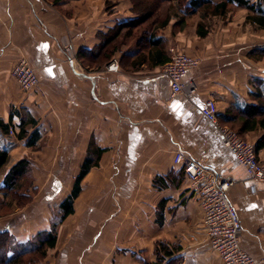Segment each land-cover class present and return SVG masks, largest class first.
Returning a JSON list of instances; mask_svg holds the SVG:
<instances>
[{"label":"crops","instance_id":"1","mask_svg":"<svg viewBox=\"0 0 264 264\" xmlns=\"http://www.w3.org/2000/svg\"><path fill=\"white\" fill-rule=\"evenodd\" d=\"M222 2L201 0L189 7L193 13L173 2L169 13L165 7L166 24L152 29L166 59L172 45L200 58L184 77L198 86L187 97L172 94L164 60L152 59L149 48L124 45L113 55L117 62L112 58L96 70L77 57L136 17L132 0H0V144L10 158L0 186L14 164L27 158L37 190L30 188L27 206L0 219V231L9 230L19 243L48 232L81 166L87 158L95 162L101 148L98 165L81 181L74 212L61 223L57 244L41 264L152 263L158 241L174 246L171 257H180V264H222L185 173L178 181L183 168L173 156L182 150L236 181L229 195L243 224L242 247L264 264V182L249 179L201 110L211 97L219 115L232 105L264 100V61L253 58L264 46L248 49L240 26L256 25L238 2L228 3L225 14L214 11ZM235 10L242 13L231 16ZM199 28L207 34L200 36ZM124 51L133 57L121 60ZM25 57L39 74L36 90H22L11 73ZM263 134L258 127L245 137L256 142ZM259 156L264 159V148ZM170 173V184L157 181Z\"/></svg>","mask_w":264,"mask_h":264},{"label":"trees","instance_id":"2","mask_svg":"<svg viewBox=\"0 0 264 264\" xmlns=\"http://www.w3.org/2000/svg\"><path fill=\"white\" fill-rule=\"evenodd\" d=\"M165 1L169 2L170 5L175 2L180 8H185L189 13H193L190 6L198 4L201 0L192 1L191 5L188 6V0H132V11L136 14V17L123 21L114 28L110 29L108 33L101 37V43L92 50L81 49L77 54V57L83 63L85 67L89 68H100L105 63L109 62L120 50L122 44L121 39L125 34V37L132 38L140 33V36L136 40V50L148 49V55L161 62L164 60V64L170 59V54L167 57H163L162 51L157 49L158 45L162 44L161 38H155L152 27L155 25H165L168 21V17L162 18L161 14L157 12ZM230 2H238L239 5L244 6L249 14L247 21L256 25V27L264 29V0H224L221 5L214 6V11L219 14L226 13V7ZM208 13L204 14V16ZM201 25V23H200ZM202 27V25H201ZM138 29H140L138 31ZM138 31V32H136ZM200 36L207 34L206 30L202 28L198 29ZM259 54L264 56V48L258 49ZM254 56V55H253ZM124 57H133L132 53L124 51L122 53V59ZM164 58V59H163ZM166 59V61H165ZM259 59V58H258ZM258 97H261L258 94ZM219 122L221 124H230L234 127L238 134L241 136L246 135L249 131H253L258 127L264 128V100L258 104L253 105H232L227 109L225 114L219 115ZM6 126V125H5ZM9 129V126H6ZM22 129V128H21ZM25 130L22 129L19 136H23ZM256 151L259 155V150L264 148V134L259 140L255 142ZM103 149L99 148L96 152L97 160L94 162L91 158H87L85 163L81 166V172L77 176L74 187L71 194L68 195L57 208L56 216L53 217L50 225V230L43 235H39L34 239H30L25 243H19L15 236L7 229L0 231V264H41L45 259L47 251L50 248H54L57 244L58 238V226L72 213L74 212L75 198L78 196L82 189L81 181L85 178V175L90 171V168L98 165L100 153ZM260 157V156H259ZM9 152L0 144V176L4 167L9 163ZM29 160L27 158L17 161L14 166L8 171L4 178L3 184L0 186L1 189L6 191V194H10L9 191H16L18 193L17 200L18 205H13V202L9 203V210H15L17 207L28 205L31 200V195H27L26 192L20 191L21 186L20 180L29 173ZM174 176L172 173L166 177H157V181L161 182L162 185L170 184V178ZM178 181L184 178V169L182 173H179ZM31 185V184H30ZM29 185V186H30ZM36 190V189H35ZM174 248L171 247L166 241H158L155 246L154 254L156 260L152 263L146 264H180V257H171L174 253Z\"/></svg>","mask_w":264,"mask_h":264},{"label":"built area","instance_id":"3","mask_svg":"<svg viewBox=\"0 0 264 264\" xmlns=\"http://www.w3.org/2000/svg\"><path fill=\"white\" fill-rule=\"evenodd\" d=\"M66 50L70 48L67 47ZM169 54L170 59L164 64L163 72L170 79L172 94L189 97L197 91L198 86L196 82L185 80L184 77L198 66L199 59L176 46H170ZM12 73L17 77L23 90L39 88V74L28 58L19 59ZM201 110L209 121L217 125L224 146L245 167L249 179L264 182V160L260 159L255 142L242 138L238 132L219 122V110L214 98L205 100ZM9 130L11 134L15 131L12 127ZM173 162L184 169L185 178L198 197L207 237L222 264H258L241 244L243 224L229 195L236 181L229 177H221L214 169L182 150L174 152Z\"/></svg>","mask_w":264,"mask_h":264},{"label":"rangeland","instance_id":"4","mask_svg":"<svg viewBox=\"0 0 264 264\" xmlns=\"http://www.w3.org/2000/svg\"><path fill=\"white\" fill-rule=\"evenodd\" d=\"M168 4H170V3H168L167 1H165V3H163L162 4V6L160 7V9L159 10H157V12L159 13V14H161V16H162V18H164L165 16L164 15H166L167 13H169V10H170V7H169V9H168ZM164 6V8H163V10H162V7ZM171 6V5H170ZM165 7H166V12H165ZM163 11V12H162ZM240 13H242V11L240 10V11H238V10H235L234 12H232V14H231V16H234V17H237V15L239 14L240 15ZM240 26H242L241 28V33H243V34H245V38H246V41H244V43H245V45H246V47L248 48V49H252V48H254L255 46H264V29L263 30H260V28H259V30H257L255 27L256 26H250V25H245V24H241ZM155 27H157V26H154V27H152L153 29L155 28ZM140 29H138V31H139ZM138 31H136V32H138ZM140 36V33L138 32V34L137 35H135L134 37H132V38H128L127 39V37H125V34L123 35V38L121 39V45H120V50L124 47V45L126 46L127 45V47H135V45H136V40L138 39V37ZM172 46H176V45H172ZM176 47H178V46H176ZM170 48V47H169ZM182 50H184V49H182ZM185 51V50H184ZM186 52V51H185ZM118 53V52H117ZM187 53V52H186ZM191 55V54H190ZM193 56V55H192ZM117 56H113V59H118V58H116ZM193 57H197L198 59H199V62H200V58L198 57V56H193ZM253 58H256V59H262V61H264V56H262V54H259V53H257V54H255L254 56H253ZM17 63V62H16ZM15 63V64H16ZM15 64L13 65V68H14V66H15ZM13 68H12V70H13ZM91 69H93V68H91ZM97 69V68H96ZM95 69V70H96ZM12 70H11V73H12ZM12 75H13V77L16 79V81H17V83H18V85H19V87H21L20 86V84H19V82H18V79H17V77L14 75V73H12ZM21 89L23 90V88L21 87ZM25 91V90H24ZM225 125V124H224ZM228 127H230L231 129H233V130H235L236 132H237V130L234 128V127H231V125L230 124H226ZM241 136V135H240ZM242 138H244V139H247V140H249L247 137H244V136H241ZM251 141V140H250ZM35 155H37L38 156V154H35ZM29 156H34V154H29ZM260 159H262L261 157H260ZM264 160V159H263ZM31 165V164H30ZM30 165H29V173H28V175H26L24 178H22L21 180H20V182H19V184H20V186H21V190L20 191H22V192H26L27 193V195H29L28 193H29V190H30V188H32V191L33 192H36L37 190H35L34 188H33V186H31L30 184H32V182H33V180L36 178L35 176H36V173L35 172H33L32 170H31V167H30ZM71 175V174H70ZM30 185V186H29ZM9 193L10 194H6V191L5 190H3V189H1L0 188V219L2 218V217H7V218H9V217H12V216H14L13 215V211H15V210H9V203L8 202H13L14 200H17V195H18V193H16V191H9ZM14 199V200H13ZM11 200H13V201H11ZM17 205H18V201H17V203H16ZM25 206H27V205H25ZM24 206H22V207H20L19 206V208H23ZM54 216H56V214L54 213V215H53V217ZM61 225V224H60ZM60 225L58 226V229H59V227H60Z\"/></svg>","mask_w":264,"mask_h":264},{"label":"water","instance_id":"5","mask_svg":"<svg viewBox=\"0 0 264 264\" xmlns=\"http://www.w3.org/2000/svg\"><path fill=\"white\" fill-rule=\"evenodd\" d=\"M71 62H72L73 64H74V63H75V64H79V63H78V60H77V59H75V58H74V59H72V60H71Z\"/></svg>","mask_w":264,"mask_h":264}]
</instances>
